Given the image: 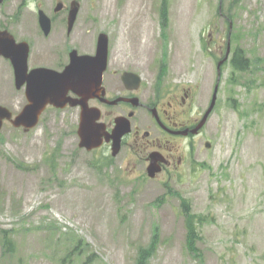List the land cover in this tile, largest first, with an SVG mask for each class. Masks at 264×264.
I'll return each instance as SVG.
<instances>
[{"label": "rangeland", "instance_id": "rangeland-1", "mask_svg": "<svg viewBox=\"0 0 264 264\" xmlns=\"http://www.w3.org/2000/svg\"><path fill=\"white\" fill-rule=\"evenodd\" d=\"M57 1L78 3L73 30L66 34L65 21L56 18L44 37L36 10L49 15ZM162 6L163 0L0 3V24L30 44V65L53 64L60 55L67 61L66 47L93 54L105 33L109 69L136 67L146 86H193L189 118L201 119L218 85L201 133L190 146L180 142L186 161L154 177L127 145L115 156L109 146L78 147L75 108L47 107L27 131L5 120L0 264H135L138 248L153 237L145 264H264V0H167ZM236 47L250 65L232 81ZM25 102L0 57V105L16 114ZM142 124L149 127L144 115ZM183 200L205 218L199 258L185 246ZM2 230L12 237L11 253H3ZM77 238L86 245L74 249Z\"/></svg>", "mask_w": 264, "mask_h": 264}, {"label": "flooded vegetation", "instance_id": "flooded-vegetation-1", "mask_svg": "<svg viewBox=\"0 0 264 264\" xmlns=\"http://www.w3.org/2000/svg\"><path fill=\"white\" fill-rule=\"evenodd\" d=\"M68 12L69 6L63 3L61 10H52L49 15L47 14L50 19V30L47 34L41 31L44 34L43 36L46 37L51 34L52 25L56 21V18H58L57 20L63 19L65 21L66 34H70L74 26H72L70 31L67 30ZM4 29L6 28L0 24V30ZM8 32L10 31L8 30ZM10 34L12 33L10 32ZM12 36L17 42H27L25 39L17 40L13 34ZM28 47V71L34 67L41 66L61 71L68 64L69 52L73 49L72 47H66L65 53L67 55V61L60 55L53 64L30 65L31 47L29 43ZM6 60L11 66L14 80L13 67L10 61L8 59ZM124 72L135 73L139 78L135 79V76H131L123 79L122 75ZM155 83L156 81L151 86H146L143 82L142 73L133 66L111 70L108 68L107 60L106 67L101 74L100 84L97 86L93 85L88 92L89 98L87 99V105L99 110V118L97 121L101 123L100 127L102 128V132H110L114 126V119L117 117H124L128 120L130 131L122 137L121 147L125 145L129 146L131 155L138 158L146 168L150 164L153 156V163L159 169L158 172L174 171L178 167H181L187 159V155L181 147V140H186L190 146V140L201 133V129L194 131L200 119L197 116L195 118L186 116L189 105L188 100L192 94L193 86L189 84L183 86H165L161 83ZM20 88L24 89V97L26 99L25 84ZM68 94L77 100L82 98L81 95L74 92H69ZM113 100H115V103H110ZM47 107L56 108L51 104H48ZM68 107L75 108L78 111L77 121L79 123L81 107L79 105L70 106L67 104L63 108ZM143 115L148 119L149 127H145L142 124ZM102 146L110 147L111 141L106 142L103 140L100 147Z\"/></svg>", "mask_w": 264, "mask_h": 264}, {"label": "water", "instance_id": "water-1", "mask_svg": "<svg viewBox=\"0 0 264 264\" xmlns=\"http://www.w3.org/2000/svg\"><path fill=\"white\" fill-rule=\"evenodd\" d=\"M2 0H0L1 2ZM63 4L56 2L54 10H61ZM78 4L70 2L67 16V30L70 31L76 19ZM38 24L44 34L50 30V19L41 8L37 11ZM229 50V48H228ZM29 47L26 41L17 42L8 30H0V56L8 59L13 67L16 88L25 84L27 103L13 116L5 106L0 105V128L3 121L7 120L13 127H23L24 131L34 127L48 104L56 108H63L67 104L81 107L80 120L77 126L78 146L92 150L102 145L103 140L111 141V155L115 156L120 151L122 137L130 131L129 122L124 117L114 119V126L110 132H102L101 123H98L99 110L87 105L88 92L101 82L102 71L106 67L108 58V37L105 33L97 36L94 54H78L76 49L69 52V62L63 70L57 71L49 67H34L28 71L27 57ZM220 63V62H219ZM220 65L218 66V76ZM123 79L137 74L124 72ZM217 84L214 87L209 106L194 131H197L206 121L212 111L217 94ZM74 92L82 96L77 100L68 93ZM110 103H115V100ZM208 147L210 144L205 143ZM153 156L147 166V174L154 177L159 169L153 163Z\"/></svg>", "mask_w": 264, "mask_h": 264}, {"label": "trees", "instance_id": "trees-1", "mask_svg": "<svg viewBox=\"0 0 264 264\" xmlns=\"http://www.w3.org/2000/svg\"><path fill=\"white\" fill-rule=\"evenodd\" d=\"M166 2L167 0H163L162 8L166 5ZM229 62L232 67V74L230 75V79L232 81H234L235 79L234 74L236 73V71H245L248 69L250 65L248 62V58H246L243 55V50L237 47L233 48ZM105 158L106 160L108 159L107 157ZM181 212L183 214L184 226L186 230L185 246L190 253L194 254L196 257L199 258L200 253L197 247V240L199 239L198 228L204 222L205 218L201 214L193 213L190 209L188 202L185 200L181 201ZM1 238H2L3 253L13 252L14 243L11 235L9 234V231L2 230ZM154 241L155 238L153 237L147 246H140L138 248L135 258V264H145V262L153 254L155 250ZM80 244L86 245V243H83L81 241V238H77L75 240V244L73 248L74 249L81 248L78 247V245Z\"/></svg>", "mask_w": 264, "mask_h": 264}]
</instances>
